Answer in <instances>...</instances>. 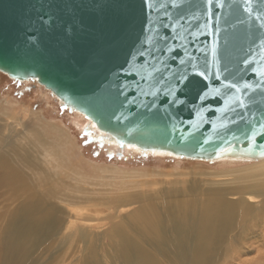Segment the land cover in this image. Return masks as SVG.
Masks as SVG:
<instances>
[{
	"label": "water",
	"instance_id": "95a60500",
	"mask_svg": "<svg viewBox=\"0 0 264 264\" xmlns=\"http://www.w3.org/2000/svg\"><path fill=\"white\" fill-rule=\"evenodd\" d=\"M0 72L101 145L264 158V0H0Z\"/></svg>",
	"mask_w": 264,
	"mask_h": 264
},
{
	"label": "bare ground",
	"instance_id": "6f19581e",
	"mask_svg": "<svg viewBox=\"0 0 264 264\" xmlns=\"http://www.w3.org/2000/svg\"><path fill=\"white\" fill-rule=\"evenodd\" d=\"M84 121L86 124L89 123L86 120ZM2 126L3 124L0 120V133ZM62 131L66 133L63 128ZM33 134L37 140H41L37 136L39 134L37 131H34ZM62 135L57 138L56 144L54 142V145H52L53 143L50 142L49 149L46 146L42 152L43 159L53 172L56 167L60 166H62L63 170L67 169L64 159L71 157L73 152H75V148L72 146L74 142L72 143L71 138L66 137L64 139L61 138ZM0 136L2 135L0 134ZM64 143L67 145L66 147ZM102 144L109 150L112 149V153H115V146L104 142ZM0 149V164L5 169V174L0 175V197L5 194L2 191L5 187H15L14 191L16 193L20 191L21 194L26 190L25 196L22 194V198L25 197L26 201L22 205L17 203L14 208L8 209L6 212L2 210L5 208L4 201L0 200V264H23L26 262L29 251L27 247L32 248L41 238H49L53 235L55 228L63 222V219L58 215L61 211L59 210L57 213L58 208L56 209L52 202L54 189L51 182H47L46 194L37 191L34 188L35 186L32 187L30 184V180L27 183L28 175L26 173H29V170L25 172L17 166L16 168L12 166L9 161L10 158L5 155V146L2 148L0 146ZM131 152H135V150L132 149ZM125 155L126 153L122 149L120 158L125 159ZM20 160L21 162H28V157L24 155ZM78 160L84 162L81 158ZM81 164L82 166L84 165L83 163ZM84 167H82L83 170L85 169ZM94 167L97 174L95 176L101 177V180L108 177L109 179L114 180L115 178L118 180L121 177H137L141 175L138 169L129 171L121 165H114V163L111 166L97 165ZM224 172L228 176L223 179L207 181L206 185L208 187L206 188L198 189L196 187L190 194V198L187 197L184 203H177L176 199L179 196L171 190V195H169V192L168 196L165 194V196H162L163 200L151 202L148 207L141 205L129 211L130 214L128 215L127 208L133 205V202L129 201L120 210L121 214H126L127 217L119 222H110L112 225L106 230L107 233L105 232L110 236L104 235L107 243L103 241L104 239L99 241L100 250L98 252H100V255L102 254L101 264H212L210 257L226 254L229 250L227 246L229 241L234 243V249L232 248L231 254L228 255L235 254L237 257L251 252L252 245L254 247V244H256L258 256L251 264H264V250H262L264 249V159H255L247 166L228 169ZM77 180L75 176V181ZM48 181H51V178ZM81 181L83 183V180ZM97 182H100V180L96 181V184H100ZM110 186L109 188H111ZM175 190L177 189L175 188ZM83 191L80 192L83 193ZM89 192L88 197L90 193H93ZM94 192L96 193V191ZM115 194H118V192ZM29 195H31L32 199L27 200ZM82 195L84 196L85 194ZM96 198H99V196ZM19 199L21 197L14 199V202H18ZM88 201L78 202V200L74 201L73 199L72 202L70 200L69 202L72 205H76L75 207L69 206L67 203L59 204V206L60 208L64 207L63 210H65L69 218L74 217L77 220L87 222L91 221L90 219H96L97 221L99 219L107 220L115 213L116 209H113L114 207L110 205L111 203ZM120 204H123V202ZM4 219L7 221L6 225L2 223ZM159 221L164 222V225H159ZM161 239L163 240L160 244L159 241ZM147 245H151V250L148 249ZM153 251L159 253L160 260L154 255ZM108 252H110V256ZM106 253L109 258H107ZM162 253L166 254L163 255ZM237 264L240 263L237 262Z\"/></svg>",
	"mask_w": 264,
	"mask_h": 264
},
{
	"label": "rangeland",
	"instance_id": "374dc122",
	"mask_svg": "<svg viewBox=\"0 0 264 264\" xmlns=\"http://www.w3.org/2000/svg\"><path fill=\"white\" fill-rule=\"evenodd\" d=\"M83 119L86 120L82 115L62 108L57 99L49 91L39 86L35 81L21 83L10 79L6 74L0 72V120L3 124L0 133L3 136H0V146L1 148L5 146V155L10 158L9 161L12 166L15 168L17 166L25 172H27L26 170H29V173H26V175H28L27 183H29L30 180V184L32 187L35 186L34 188L37 191L46 194L48 187L47 182H51L52 188L54 189L52 202L56 209L58 208L57 213L59 210L61 211L58 215L63 219V222L55 228V233L53 235L49 238H41L32 248L29 246L27 247L29 251L27 253L26 262L23 264H101L102 254L100 255V252H98L100 250L98 245L99 241H101V239L103 240L105 236H110L106 234V230L110 228L112 223L119 222L127 217L126 214L122 215L120 210L125 204L129 203V201L133 202V205L128 207L129 209L127 208L128 215L130 214L129 211L140 207L141 205L148 207L151 202L163 200L162 196H168V193L171 190L173 193H177L181 198L178 197L176 202L184 203V201L187 200V197L190 198V194H192L196 187L198 189L206 188L208 187L206 185L207 181L210 182L217 179H223L228 176L224 171L240 166H247V164H250L253 161H233V159L230 161V158H224L213 162L185 160L179 157L173 158L159 154V156L140 154L139 151L130 154L132 149L126 150L124 148L122 149H124V152L126 153L125 159H121L115 157L116 155L112 153V149L109 150L108 148H105L103 144L101 145L93 132L80 130L81 127L86 125ZM62 128L65 129L66 133L62 131ZM34 131L39 133L37 136L41 138V140L35 138L33 134ZM45 132L48 133L46 134ZM61 135V138L64 139H66V137L71 138L69 139L72 140V143L74 142L72 146H74L75 152L71 155L72 158L67 157L64 159L67 169L63 170L62 166H60L56 167L53 172L52 169H49V165L43 159L42 152L46 146L49 149L50 142L53 143L52 145H54V142L56 144L57 138H60ZM64 146L66 147L67 145L64 143ZM115 148L117 147H114V151L117 150ZM117 151L119 152L122 150ZM24 155L28 157V162H21L20 158ZM79 157L84 162L78 160L80 159ZM81 163L84 165L82 166ZM113 163L114 165H121L129 171L138 169L141 175L137 177H121L122 179L118 178V180L115 178L114 180L109 179V177L101 180V177L95 176L97 174L94 166H111ZM82 167L85 169L83 170ZM77 169H79V171H77ZM1 174H5V169L2 164H0V175ZM75 176L76 179H78V182L75 181ZM50 178L51 181H48ZM79 178L81 179L79 180ZM81 180H83V183ZM98 180H100V182L97 183L100 184H96V181ZM92 181L94 184L91 183ZM102 181L103 183H101ZM104 182L106 183L104 184ZM109 186L111 188H109ZM175 188L177 190H175ZM14 189L15 187H5L2 189L5 194L0 197V200H3L5 203V208L2 209L5 210V212L8 209L14 208L17 203L22 205V203L26 201L25 197L22 198L23 195L25 196L26 190L22 192V195L20 191L16 193ZM113 190L115 193L118 192V194H115ZM80 191H83V193ZM94 191H96L97 194ZM88 192L90 193L89 197L87 196ZM171 192L169 195H171ZM82 194H85L86 196H83ZM92 196L94 197L92 198ZM95 196H99V198H96ZM106 196L108 200H106ZM20 197L21 199H19L18 202H14V199ZM64 198L66 199L64 200ZM30 199H32L31 195L28 196L27 200ZM73 199L74 201L78 200V202H87L89 200L88 202L111 203L110 205H113V209L116 210L114 215H111L107 220L99 219L97 221L96 219H90L91 221L87 222L77 220L74 217L69 218L65 210H63L64 207L60 208L59 204L67 203V205L75 207L76 205L70 204ZM122 202L123 204H120ZM5 219L2 223H5L6 225L7 221ZM175 219H177V217H175ZM158 223L159 225H164V222L162 221H159ZM162 240L163 239L159 241L160 244ZM103 241L107 243V239H104ZM233 245L234 243L229 241L227 243L229 250L226 254L211 256L210 261L212 264H226L227 262V264H237V262L240 264H251L258 256L256 244H254V247L252 245L250 249L251 252L248 254H243L240 257L235 256V254L228 255L231 254V249H234ZM147 246L148 249H150L151 245ZM153 252L160 260L159 253L156 251ZM108 254L109 256L111 255L110 252H108ZM108 254L107 258H109ZM162 254L164 255L166 253Z\"/></svg>",
	"mask_w": 264,
	"mask_h": 264
},
{
	"label": "flooded vegetation",
	"instance_id": "af4514ba",
	"mask_svg": "<svg viewBox=\"0 0 264 264\" xmlns=\"http://www.w3.org/2000/svg\"><path fill=\"white\" fill-rule=\"evenodd\" d=\"M107 160V159H106Z\"/></svg>",
	"mask_w": 264,
	"mask_h": 264
}]
</instances>
